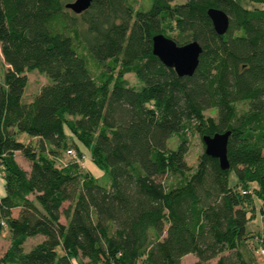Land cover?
<instances>
[{"label": "trees", "instance_id": "1", "mask_svg": "<svg viewBox=\"0 0 264 264\" xmlns=\"http://www.w3.org/2000/svg\"><path fill=\"white\" fill-rule=\"evenodd\" d=\"M68 1L0 0V230L8 226L10 235L0 264H180L189 253L197 260L188 264H253L239 246L248 236L249 181L264 214V7L92 0L68 15ZM209 7L228 13L226 32L214 30ZM69 27L83 35L89 58ZM167 30L178 43L189 37L201 44L193 74L179 75L153 53L152 35L170 36ZM33 69L51 81L24 101ZM238 102L247 108L238 111ZM207 108L216 116H206ZM227 129L229 167L202 151L191 169L188 134L202 140ZM17 131L37 137L38 146L17 140ZM72 136L107 169L109 186L81 167ZM69 148L76 156L66 160Z\"/></svg>", "mask_w": 264, "mask_h": 264}, {"label": "rangeland", "instance_id": "2", "mask_svg": "<svg viewBox=\"0 0 264 264\" xmlns=\"http://www.w3.org/2000/svg\"><path fill=\"white\" fill-rule=\"evenodd\" d=\"M183 0H172L171 2H179ZM241 1H248L249 6H257V7H264V2H255V1H249V0H241ZM67 14L68 15H75L76 13L73 12L72 10L67 8ZM78 21H81V18L78 16L77 17ZM68 32L73 36L74 38V44L76 48L79 51H82L86 54V56L89 58V53L86 50L84 46V40L82 38V34L80 33L79 36H76L73 29L70 27L68 29ZM167 34L170 35V37H173L176 39L179 37L177 36L175 30H167ZM76 37H75V36ZM189 39L186 38V41ZM92 64L94 65V62L92 59L89 60ZM5 65L2 61V58L0 57V83L4 81V71H5ZM28 76V81L26 83V86L23 91L22 99L24 101L32 98L41 88L43 84L49 83L50 77L38 71L37 69H33L27 72ZM125 77L128 79V81L135 85L139 86L141 84V81L135 76L134 73L128 72L125 73ZM236 108L238 111H242L243 109L247 108V103L246 102H238L236 103ZM204 114L206 116L212 115L216 116L217 111L215 108H207L204 111ZM66 131L68 134L69 130L66 127ZM15 137L17 140L22 141V142H29L35 145V147L38 146V140L37 137L29 139L30 136L24 132V131H17L15 134ZM189 141H188V151L186 153V161L188 165L190 166L191 169H194L197 165L198 162V157L202 151H204V143L201 140L199 133L194 132V133H189L188 134ZM75 142L77 143L79 150L83 153V156L78 157V160L81 164V167H83L86 170H89L90 173L96 177V180L98 183L104 185V186H109L111 183V177L107 171V169L103 166H100L97 164L92 158L90 154V150L88 147H86L84 144H82L80 141H78L74 136ZM178 138L175 135L170 136L168 143L170 144L169 146H175L178 142ZM72 147V146H70ZM64 153V152H63ZM63 156L66 158H70V155L63 154ZM14 158L16 161L24 168L27 165V162L29 160L25 158L20 151H16L14 154ZM167 178V176H165ZM230 177H231V183L235 180V175L233 174V171L230 172ZM248 188L250 189V196L253 202L246 201L245 203V208H246V218H247V237L244 238L239 246V249L242 251L243 256L250 260L253 264H264V253L262 252L261 248H264V214L262 213V200L261 198L256 194L255 189L258 188L256 183L253 181L248 182ZM4 194V189H3V178H0V196ZM18 212V207H15L12 209V214H17ZM1 230L3 234L0 231V254L5 250L7 241L10 238L9 235V227L8 226H3L1 227ZM33 237L27 238L24 243H23V248L24 250H28L32 244L31 242L33 241ZM58 249H60L58 247ZM217 257L213 258L212 261H215ZM197 260V257L194 253H189L187 255H184L181 260L180 264H188L193 261Z\"/></svg>", "mask_w": 264, "mask_h": 264}, {"label": "water", "instance_id": "3", "mask_svg": "<svg viewBox=\"0 0 264 264\" xmlns=\"http://www.w3.org/2000/svg\"><path fill=\"white\" fill-rule=\"evenodd\" d=\"M92 0H70L65 6L79 13L89 7ZM207 13L214 30L220 34L226 32L229 26V15L221 8L209 7ZM201 44L195 40L178 43L173 37L157 32L152 35V51L160 60L175 69L179 75H191L199 63ZM230 129L216 131L213 134L202 135L205 153L217 157L221 168H228L227 142Z\"/></svg>", "mask_w": 264, "mask_h": 264}, {"label": "crops", "instance_id": "4", "mask_svg": "<svg viewBox=\"0 0 264 264\" xmlns=\"http://www.w3.org/2000/svg\"><path fill=\"white\" fill-rule=\"evenodd\" d=\"M32 138H35V137H30L29 139H32ZM15 153H16V151H15ZM24 169L25 170H27V171H29V169H30V162H27V165L24 167ZM13 215H16V214H13ZM61 221L62 222H66V218H65V216H61ZM1 231V233L3 234V232H2V230H0ZM31 237H33V241L31 242V244L33 245L34 243H36L37 241H39L40 239H42V235H40V234H38V235H35V236H31ZM29 238V237H28ZM7 241V244H6V247H5V249L9 246V244H10V238L8 239V240H6Z\"/></svg>", "mask_w": 264, "mask_h": 264}, {"label": "built area", "instance_id": "5", "mask_svg": "<svg viewBox=\"0 0 264 264\" xmlns=\"http://www.w3.org/2000/svg\"><path fill=\"white\" fill-rule=\"evenodd\" d=\"M66 153L68 155H70V156H74V157L76 156V152H75V150L73 148L67 149L66 150ZM0 175H1V173H0ZM243 192H246V190H243ZM261 250H262V252H264V249L263 248Z\"/></svg>", "mask_w": 264, "mask_h": 264}]
</instances>
